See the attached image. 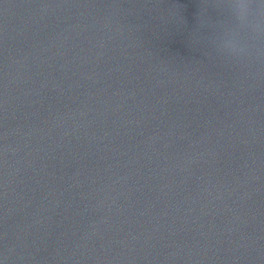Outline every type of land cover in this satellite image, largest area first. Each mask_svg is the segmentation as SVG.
<instances>
[{"label": "water", "instance_id": "water-1", "mask_svg": "<svg viewBox=\"0 0 264 264\" xmlns=\"http://www.w3.org/2000/svg\"><path fill=\"white\" fill-rule=\"evenodd\" d=\"M229 2L0 0L3 264H264V55L217 51Z\"/></svg>", "mask_w": 264, "mask_h": 264}, {"label": "clouds", "instance_id": "clouds-1", "mask_svg": "<svg viewBox=\"0 0 264 264\" xmlns=\"http://www.w3.org/2000/svg\"><path fill=\"white\" fill-rule=\"evenodd\" d=\"M227 7L234 27L225 28L213 41L218 52L237 59L264 55L259 41L264 39V0H230ZM241 31L245 37L241 36Z\"/></svg>", "mask_w": 264, "mask_h": 264}, {"label": "snow or ice", "instance_id": "snow-or-ice-1", "mask_svg": "<svg viewBox=\"0 0 264 264\" xmlns=\"http://www.w3.org/2000/svg\"><path fill=\"white\" fill-rule=\"evenodd\" d=\"M0 264H3V260H0Z\"/></svg>", "mask_w": 264, "mask_h": 264}]
</instances>
